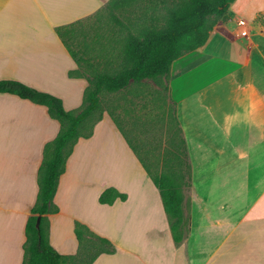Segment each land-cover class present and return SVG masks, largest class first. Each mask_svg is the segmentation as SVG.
Wrapping results in <instances>:
<instances>
[{"label": "crops", "instance_id": "obj_1", "mask_svg": "<svg viewBox=\"0 0 264 264\" xmlns=\"http://www.w3.org/2000/svg\"><path fill=\"white\" fill-rule=\"evenodd\" d=\"M108 1L0 0V80L59 97L67 111L79 107L89 82L70 74L79 66L56 30ZM163 80L191 165L184 242L176 244L159 189L107 112L60 177L59 212L46 215L50 244L77 255L80 222L115 248L92 264H264V0L232 3L206 44ZM60 129L45 106L0 93V264L24 263L44 148ZM109 188L127 199L101 204Z\"/></svg>", "mask_w": 264, "mask_h": 264}, {"label": "trees", "instance_id": "obj_2", "mask_svg": "<svg viewBox=\"0 0 264 264\" xmlns=\"http://www.w3.org/2000/svg\"><path fill=\"white\" fill-rule=\"evenodd\" d=\"M139 1L109 0L93 17L57 28L58 36L80 67L84 63V57L81 51L74 50L72 42L76 39L78 30L83 29V23L94 18L99 19L106 12L120 26L115 35L117 39L104 48L106 54L102 55L105 62L118 63V72L99 73L91 80L86 78L89 85L85 90L84 106L80 112L66 111L62 99L52 94L19 81L0 80V93L16 95L45 106L50 117L61 125L56 138L44 148L38 172V198L31 210L32 216L26 224L23 264H65L69 260L79 258L85 259V264H92L100 255L115 252L113 244L108 239L96 236L80 222L75 225L80 247L77 255H61L50 244L46 215L59 212L53 200L60 177L66 172L67 161L79 139L90 138L95 125L103 119L102 114L90 133H82L91 116L100 109L105 93H117L131 83L140 84L147 79L165 85L162 79L168 77L174 61L204 46L218 18L225 16L236 0H145L144 8ZM129 10H132V16L128 17L127 21H122L116 15L121 13L125 16ZM81 34L86 33L83 31ZM106 65L111 66L108 62ZM70 74L75 75L74 72ZM166 88L168 89L167 86ZM108 113L119 125L114 115ZM176 123L182 137L179 141L169 142L170 149L156 156H151L152 151L148 149L145 151L134 144V141L121 128L119 129L159 189L174 240L180 245L187 237L189 228L183 205L184 189L190 186L191 165L186 140L177 118ZM126 199L127 195L115 188H109L101 194L99 201L101 204L112 205L117 200ZM39 217L41 221L38 229L36 224Z\"/></svg>", "mask_w": 264, "mask_h": 264}, {"label": "rangeland", "instance_id": "obj_3", "mask_svg": "<svg viewBox=\"0 0 264 264\" xmlns=\"http://www.w3.org/2000/svg\"><path fill=\"white\" fill-rule=\"evenodd\" d=\"M139 4L144 8L146 1L140 0ZM131 11H127L125 16L121 13L116 15L122 21H127V18L132 16ZM83 24V29L78 30L77 37L72 43L74 50L82 52L84 63L74 74L90 80L99 73L116 74L118 63L107 61L111 66L106 65L107 62L102 55L106 54L104 48L117 39L115 35L120 29L119 24L106 12L99 19L87 20ZM83 31L86 34H81ZM162 82L164 83L163 79ZM84 94L79 107L72 109L68 105V112L81 111L84 106ZM65 96H67V90L65 91L64 87V98ZM72 98L69 97V100ZM107 112L114 115L122 130L134 141V144L144 148L145 151L147 149L152 151L151 156L161 155L164 150L170 149L169 142L179 141L182 137L176 123L175 106L169 98L168 89L156 81L148 79L140 84L131 83L117 93H105L100 109L91 116L82 133H90L95 122ZM184 169L187 170L185 167ZM85 261L79 258L69 260L65 264H85Z\"/></svg>", "mask_w": 264, "mask_h": 264}, {"label": "built area", "instance_id": "obj_4", "mask_svg": "<svg viewBox=\"0 0 264 264\" xmlns=\"http://www.w3.org/2000/svg\"><path fill=\"white\" fill-rule=\"evenodd\" d=\"M239 24H240V25H243L244 23L240 22ZM241 28H242V27H241ZM242 29H244V31L240 32V33H241V35H242V36H245V35H247V31H246L245 27H244V28H242Z\"/></svg>", "mask_w": 264, "mask_h": 264}, {"label": "water", "instance_id": "obj_5", "mask_svg": "<svg viewBox=\"0 0 264 264\" xmlns=\"http://www.w3.org/2000/svg\"><path fill=\"white\" fill-rule=\"evenodd\" d=\"M40 221H41V218L39 217L38 220H37V224H36L38 229L40 228Z\"/></svg>", "mask_w": 264, "mask_h": 264}]
</instances>
